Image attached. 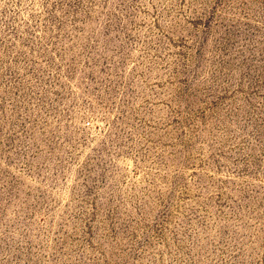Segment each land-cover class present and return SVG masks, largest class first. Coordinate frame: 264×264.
Returning <instances> with one entry per match:
<instances>
[{"label":"rangeland","instance_id":"1","mask_svg":"<svg viewBox=\"0 0 264 264\" xmlns=\"http://www.w3.org/2000/svg\"><path fill=\"white\" fill-rule=\"evenodd\" d=\"M0 264H264V0H0Z\"/></svg>","mask_w":264,"mask_h":264}]
</instances>
